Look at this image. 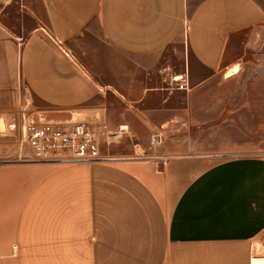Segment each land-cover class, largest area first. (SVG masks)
<instances>
[{"label": "crops", "instance_id": "1", "mask_svg": "<svg viewBox=\"0 0 264 264\" xmlns=\"http://www.w3.org/2000/svg\"><path fill=\"white\" fill-rule=\"evenodd\" d=\"M23 1L31 116L114 136L106 163H0V264H264V157L218 160L204 104L264 0Z\"/></svg>", "mask_w": 264, "mask_h": 264}, {"label": "rangeland", "instance_id": "2", "mask_svg": "<svg viewBox=\"0 0 264 264\" xmlns=\"http://www.w3.org/2000/svg\"><path fill=\"white\" fill-rule=\"evenodd\" d=\"M38 28L23 0H0V163L27 154L22 132L34 111L20 70L26 36ZM233 52L240 73L232 79L218 76L204 86L211 94L204 101L212 115L210 131L219 140L214 156L264 157V24L249 30Z\"/></svg>", "mask_w": 264, "mask_h": 264}, {"label": "built area", "instance_id": "3", "mask_svg": "<svg viewBox=\"0 0 264 264\" xmlns=\"http://www.w3.org/2000/svg\"><path fill=\"white\" fill-rule=\"evenodd\" d=\"M52 42L61 50L60 43L56 39ZM175 78H171L167 83L168 88L186 91L189 85L187 79L181 76L180 80L176 81ZM25 120L22 136L27 154L24 158L18 159V163L91 164L106 163L111 160L109 156L102 155L99 145L102 136L107 145L112 142L114 135L106 130L105 125L98 123L97 118L90 122L58 123L44 120L42 116H28ZM157 139L158 136H155L154 141ZM263 238L252 244V261H264Z\"/></svg>", "mask_w": 264, "mask_h": 264}]
</instances>
